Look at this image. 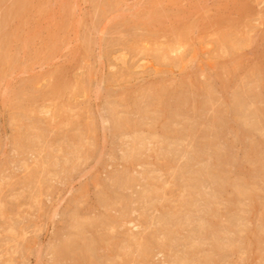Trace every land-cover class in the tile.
<instances>
[{
  "label": "rangeland",
  "instance_id": "obj_1",
  "mask_svg": "<svg viewBox=\"0 0 264 264\" xmlns=\"http://www.w3.org/2000/svg\"><path fill=\"white\" fill-rule=\"evenodd\" d=\"M0 264H264V0H0Z\"/></svg>",
  "mask_w": 264,
  "mask_h": 264
},
{
  "label": "bare ground",
  "instance_id": "obj_2",
  "mask_svg": "<svg viewBox=\"0 0 264 264\" xmlns=\"http://www.w3.org/2000/svg\"><path fill=\"white\" fill-rule=\"evenodd\" d=\"M188 262V261H187Z\"/></svg>",
  "mask_w": 264,
  "mask_h": 264
}]
</instances>
